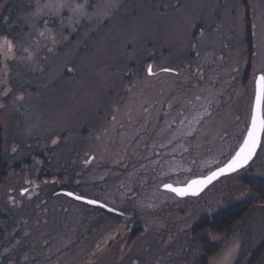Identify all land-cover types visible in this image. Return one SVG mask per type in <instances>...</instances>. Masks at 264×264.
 Instances as JSON below:
<instances>
[{"label":"rangeland","instance_id":"obj_1","mask_svg":"<svg viewBox=\"0 0 264 264\" xmlns=\"http://www.w3.org/2000/svg\"><path fill=\"white\" fill-rule=\"evenodd\" d=\"M248 2L254 56L249 74L240 76L246 68L248 50L241 0H2L0 137L6 172L0 181V264H202L204 256L205 264H264V251L251 263L264 242V204L252 206L229 232L212 233L210 246H196L197 250L189 245L187 229L170 237L150 224L147 231L134 234L116 218L114 231L120 232L122 239L113 248L99 251V259H93V248L72 243L84 231L85 219L78 208L70 206L72 209L64 213L45 215L48 210L61 212L66 207L60 202L62 198L51 197L54 180L70 183L79 173L81 180L87 181L100 173L82 166L79 171H68L65 159L57 153H46L44 147L66 126L96 122L93 105L110 98L108 89L118 93L116 83L130 81L108 67L124 70L128 42L141 50L142 40H156L155 48H162L165 58L171 57L181 68L186 62L190 69L200 64L204 67L212 50L225 47L227 67H222L221 76L227 92L233 89L234 94L230 93L222 113L203 118L202 129L211 133L215 164L221 165L231 156L248 126L256 75L264 74V0ZM50 3L66 7H47ZM74 4L82 6L83 14L72 10ZM55 35L63 40L46 43V37ZM194 41L196 47L191 44ZM63 42L66 46L57 47ZM45 45L57 49V53L42 58ZM192 48L199 52L194 56L196 64L187 55ZM164 83L173 86L169 78ZM200 86L203 92V83ZM184 91L180 90L181 97ZM262 111L264 117V102ZM224 131L220 151L216 136ZM247 176L264 180V130L260 147L246 167L219 178L179 211L184 208L186 220L193 222L207 212L214 215L245 201L249 191L241 196L248 188L240 178ZM137 206L139 209L133 208V220L142 222L144 216ZM100 221L106 223L102 218L91 220L92 243L106 228ZM61 240L72 244L60 245Z\"/></svg>","mask_w":264,"mask_h":264},{"label":"flooded vegetation","instance_id":"obj_2","mask_svg":"<svg viewBox=\"0 0 264 264\" xmlns=\"http://www.w3.org/2000/svg\"><path fill=\"white\" fill-rule=\"evenodd\" d=\"M196 27L199 28V25ZM199 29L200 34L202 28ZM59 39L63 40L61 36L55 35L46 37L45 40L49 43L59 42ZM155 41L142 40L141 50L133 48L131 42H128L121 68L126 71H118L114 69V65L108 67L122 76L123 80L126 81L127 78L130 81L116 83L118 93L108 89L106 94L110 98L103 103H95V107L93 105V114L98 116L96 122L82 121L74 127L66 126L59 136H51L48 146L44 147L46 153H57L61 159H65L64 165L68 171H79L78 168L82 166L86 170L100 172L87 181L81 180L83 177L79 173H75L74 180L70 183H58L54 180L51 197L62 198L60 202H64L66 207L61 212L53 209L45 214L64 213L63 211L72 209L70 206L78 208L85 219L84 231L72 243H77L80 248H93V251L90 250L94 255L93 259H99V251L113 248L116 241L122 239L120 232L114 231L116 218L129 233L147 231L151 224L157 230L161 228L170 237L182 229L189 230V245L195 250L196 246L201 249V245H204L206 249L211 244V222L217 213L213 215L207 212L189 222L185 217V209L179 211V207L193 202L221 177L197 195L179 196L165 185H183L220 165L213 162L211 133L202 129V121L212 113H222L230 93L234 94L233 89L227 92V85L221 76L222 67H227L223 51L225 47L219 46L217 52L212 50L211 57L206 60L207 65L202 67L199 63L197 68L201 67L197 70L188 68L186 62L182 63V68L179 64L175 65L174 59L163 56L162 48H155ZM191 44L196 47L195 41ZM62 45L66 46V42L57 47L61 48ZM45 47L42 58H51L57 53V49L53 50L50 45ZM198 53L192 48L187 54L188 58L194 59L189 60L192 64H196L194 56ZM253 56L252 48L251 56H247L246 68L242 69L240 76L249 74ZM149 66L152 68L151 73L148 71ZM167 78L172 81V88L164 83ZM202 83L203 92L200 90ZM182 89L185 91L181 97ZM118 98H125L126 101H118ZM222 133L216 136L220 142L226 132ZM60 139H64L62 144ZM219 148L220 151L223 149L222 142ZM69 156L72 158L68 161ZM79 191H84L87 195L80 194ZM68 193L83 195L100 204L78 200ZM138 204L142 211L140 214L144 216L142 222L133 220V208H138ZM239 204L235 203L230 207ZM97 218L106 221H100V225H106V228L101 236L96 237L93 245L91 236L94 233V223L91 226V220ZM182 218L183 223L180 221ZM0 226L3 227V224ZM191 239L195 241L192 243ZM129 240L128 236L126 241ZM46 243L42 242L43 245ZM72 243L61 240L59 244L69 246ZM205 258L206 256L202 264H205Z\"/></svg>","mask_w":264,"mask_h":264},{"label":"trees","instance_id":"obj_3","mask_svg":"<svg viewBox=\"0 0 264 264\" xmlns=\"http://www.w3.org/2000/svg\"><path fill=\"white\" fill-rule=\"evenodd\" d=\"M2 0H0V3ZM243 11H244V32L247 50V56H251L252 51V41H253V26L251 20V13L249 8L248 0H241ZM0 137V181L4 177L6 172L5 162L2 155V141ZM243 185H245L249 190V198L242 201L239 205L235 207H229L219 213H217L212 218V233H224L229 232L235 223L245 217L249 210L255 204H264V180L260 177L247 176L240 178ZM3 223V221H1ZM0 226V230H1ZM264 251V242L260 247V250L254 253L252 257V262H256L260 257V254ZM250 263V262H249Z\"/></svg>","mask_w":264,"mask_h":264},{"label":"snow or ice","instance_id":"obj_4","mask_svg":"<svg viewBox=\"0 0 264 264\" xmlns=\"http://www.w3.org/2000/svg\"><path fill=\"white\" fill-rule=\"evenodd\" d=\"M47 7H55V8H63L66 7L64 4H53L50 3L49 5H46ZM75 11L82 12V6L76 5L74 9ZM41 36L44 35V33H40ZM9 47L11 45L9 44ZM164 71H170V69H163ZM149 73H151L152 68L149 66L148 68ZM256 85H257V91H256V106L252 113L251 117V127L247 130V135L244 138L242 144L239 147V150L236 151L235 155L232 156V158L224 165V167L218 168L217 171L211 172L207 177H203L200 179H192L187 182V188H178L173 187L172 185H165L166 188H169L170 190L177 192L180 195H184L186 191L193 188V186H203L207 183H210L211 181L215 180L219 175L224 174L226 172L231 173L234 171H237L238 169L244 167L248 164V162L252 159L253 154L255 152L257 143H258V134L261 130H264V117L260 115V107L261 103L264 102V74H261L256 78ZM247 191L245 190L241 192V196H244ZM71 195V193H69ZM77 199H82V197H77ZM89 203H96L95 201H89Z\"/></svg>","mask_w":264,"mask_h":264},{"label":"water","instance_id":"obj_5","mask_svg":"<svg viewBox=\"0 0 264 264\" xmlns=\"http://www.w3.org/2000/svg\"><path fill=\"white\" fill-rule=\"evenodd\" d=\"M261 74H262V73L257 74L256 78H257L258 76H260ZM256 78H255V81H256ZM256 91H257V85H256V82H254V97H253V102H252V108H251V115H250L249 123H248L247 129H246V131H245V134H244V136H243L241 142H240L239 145L236 147V149L234 150V152H233V153L231 154V156H230V157H229L224 163H222L221 165L215 167L214 169H212L211 171H209V172H208L207 174H205V175H200V176L194 177V178H192V179H200V178H203V177H207L211 172H215V171H217L218 168L224 167V165H225V164H226V163L232 158V156L235 155L236 151L239 150L240 145L242 144L244 138H245L246 135H247V130L251 127V117H252V113H253V111H254V109H255V106H256ZM262 104H263V102L261 103V107H260V115L263 117ZM262 133H263V130H261V131L259 132V134H258V143H257V146H256V149H255V152H254V154H253L252 159L255 157V155H256V153H257L259 147H260L261 139H262ZM252 159L248 162V164L252 161ZM248 164H247V165H248ZM247 165H245L244 167H246ZM244 167H242V168H244ZM242 168L238 169L237 171L241 170ZM237 171H234V172H237ZM234 172H231V173L226 172V173H224V174L219 175L216 179H218L219 177L225 176V175L232 174V173H234ZM192 179H190V180H192ZM216 179H215V180H216ZM190 180H189V181H190ZM215 180H213V181H215ZM213 181H211L210 183H212ZM210 183H207L206 185H203V186H193V188H191V189H189L188 191H186V193H185L184 195H180V194H178L177 192H175V193H176L177 195H179V196H185V195H197V194H199V193H200L205 187H207ZM174 187H178V188H187V183H185V184H183V185H177V186H174ZM68 194H69V193H68ZM71 195H72L73 197H75L76 199H77V197H82V199H78V200L85 201V202H88V203H89V201H95V200H93V199H90V198H87V197H84V196H80V195H76V194H74V193H71ZM95 202H96V203H91V204H100V203L97 202V201H95Z\"/></svg>","mask_w":264,"mask_h":264}]
</instances>
